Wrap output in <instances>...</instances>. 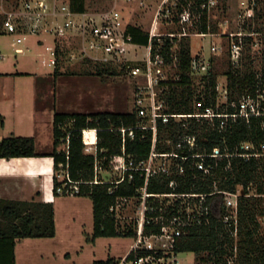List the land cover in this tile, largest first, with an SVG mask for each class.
<instances>
[{"label": "trees", "instance_id": "obj_1", "mask_svg": "<svg viewBox=\"0 0 264 264\" xmlns=\"http://www.w3.org/2000/svg\"><path fill=\"white\" fill-rule=\"evenodd\" d=\"M206 0H179L176 6L179 12L193 2L192 7L200 10V5ZM75 12L87 11V0H69ZM254 18L263 19L257 22L255 30L264 28V0H257ZM260 4V5H259ZM128 33L133 41L141 45L149 43L148 31L133 24L128 25ZM198 32H214L208 23V12L204 10L198 23ZM165 32H183V25L175 18ZM247 40L251 36L245 37ZM172 41L177 42L178 61L174 71L178 79L162 81L167 86L163 90L166 113H194L198 110L197 101H203L200 110L217 106L218 71L210 70L203 75V88L198 91L195 76L192 74V46L190 35L171 37L162 35L153 40L152 54H160L165 63H173ZM249 57V56H248ZM89 63L92 59H87ZM58 70H55L57 74ZM93 73V71H88ZM114 74L116 71L107 67L99 68L96 73ZM228 78V100L239 101L248 91L256 89V73L252 70L251 61L244 62L241 69L231 65L226 71ZM227 110L235 108L228 105ZM1 120V119H0ZM72 122L70 131H64L63 125ZM143 119L134 111H96V112H56L54 115V150L40 154L36 149L34 136H10L0 141V157H34L47 155L53 158L55 172L68 169L70 176L80 183L77 195H89L94 206L93 238L100 236H137L136 229L120 230L111 206L120 197L142 198L141 188L145 185V176L141 171H135L133 179H127L118 184L113 193L110 192L112 183H95L94 156L85 154L83 149L87 142L93 141L97 135L98 147L102 150L100 156H106L105 164L115 161L122 154L123 135L118 130L121 127H136ZM183 122L170 118L165 122L158 118V135L156 149L159 152L178 150L183 155L193 153H212L215 147H220L222 153L242 152L243 141L252 142L257 148L264 142V126L261 118L253 117L248 123L240 117L229 118L225 129L220 130L218 119L211 123L206 118L189 117ZM94 128H98L95 132ZM135 135L129 131L125 136L126 153L136 162L148 159L153 145L151 129L134 128ZM189 134L196 137V145L178 148L181 136ZM69 136V149H60V145ZM194 158L184 161L177 158V163L184 164L185 172H173L171 175L156 174L150 177L148 191L150 193H167L174 189L170 180L176 178V192L208 193L206 204L208 212L202 216V223H195L187 231L178 236L175 242V253L194 251L197 254V264H264V227L261 216H264V156L246 159L238 155L206 157L208 163L217 164L213 175H203L194 165ZM231 164L226 168L227 164ZM196 176V177H195ZM54 194L59 184L56 175L53 176ZM238 186L243 187L237 207V222L231 219V206L227 205L226 194L223 191L237 192ZM256 189L255 193H251ZM149 203L157 207L148 215L160 213V201L149 197ZM170 214L177 209L169 207ZM226 216L229 218L226 219ZM160 226L150 223L146 232H159ZM56 234L55 208L52 201L21 200L0 197V264H14L16 240L24 237H53ZM130 252L128 259L133 257ZM112 257L96 260L93 264H119Z\"/></svg>", "mask_w": 264, "mask_h": 264}, {"label": "rangeland", "instance_id": "obj_2", "mask_svg": "<svg viewBox=\"0 0 264 264\" xmlns=\"http://www.w3.org/2000/svg\"><path fill=\"white\" fill-rule=\"evenodd\" d=\"M23 1L0 0V28L3 32L20 33L26 29L21 7ZM59 1L68 2L69 0ZM178 1L169 0L165 5V11H167L166 8H171L170 15L174 17V20L175 18L179 19L178 17L181 13L176 7ZM161 2L162 0H87V12L119 11L123 17L124 25L133 24L145 31H150ZM192 8L194 9V7ZM239 10V0H219V3L208 11L210 29L212 31L213 27H216V31L209 32L210 34L204 36H193L202 33L198 32V21L194 25H191L190 22L185 24L187 31L192 33L190 34L191 46L194 45L192 54L198 55L203 61H210L208 69L201 70V73L194 75L198 86L197 89L200 91L204 87L203 75H206L212 69L218 71V84L220 86L218 85L217 106L220 110H225L230 105L226 91L228 84L226 71L230 65L234 69H241L244 66V62L250 59L252 70L256 73V77L264 75V28L259 31L255 30L257 22L261 23L263 19L256 20L253 17L250 21L245 22L242 18H239ZM50 17L53 16L50 15ZM171 23L166 21L164 12H162L157 22V31H167ZM240 31H254L255 33L250 40H247L244 36L242 57L240 62L235 64L232 58L230 42L232 39L238 40L240 37L234 36L232 38L233 36H230V32L237 33ZM16 37V34L0 36V46L6 47L11 53V56L7 59L8 63H16L21 70H30L35 74L34 78L37 79V85L30 88L31 94L28 95V98L30 97L31 104L34 103L38 120L30 128L18 125L19 128L15 127L12 129L16 130V133L8 134V137L15 136L17 132L26 135L25 133H31L30 130H33L32 132L37 135V151L46 154L54 150L53 118L55 104L58 106V111L70 112H87L96 109L122 112L134 110L135 82L132 79L133 77H130L129 73L122 68V63L106 64L101 61L97 62L94 59H92L93 62L89 63L87 59L90 56L85 54L80 35L70 34L63 42V38L60 39L61 41L59 40L61 42V55L58 74H61V76L57 78V83L55 82V84L52 81L55 78L53 75L54 71L50 66L42 62V58L46 53L45 46L38 42V37L47 41L51 40L50 35L38 37L30 35L22 43H19V46L26 49L25 52H16L15 47H12V42L16 40ZM214 46H221L222 49L214 50ZM131 49L134 51V47ZM137 50L138 52L130 55V58L134 57L135 60L133 62L138 61L143 66L147 46L138 45ZM72 53L75 54V57H72ZM104 67L110 70L114 69L116 72L114 74L105 72L103 75L96 73L99 68ZM166 70L165 79L177 78L174 68L167 67ZM88 71H93V73ZM64 79H69V84L63 89L62 81ZM56 84L58 86L57 91H55L56 86H54ZM166 88L167 86L164 87L162 84L158 86L159 98H163V90ZM65 89L67 93L64 94L63 90ZM55 92H57V97ZM165 108L166 104L163 106V109ZM182 118H178L177 121L187 120L186 117ZM145 123L149 124L151 121L146 120ZM71 127H73L72 122L66 123L63 125V130L69 132ZM60 147L66 149L64 143H61ZM164 158L170 164L174 161L171 158ZM103 159L105 161V158ZM161 160L162 157H158L155 160V165L159 166ZM64 170L52 172L51 188L54 186V174L58 172L66 174ZM122 173L120 161H110L107 168L99 171V177L116 179L121 177ZM255 191L256 189H252L251 193H255ZM237 193L240 195L243 193L242 186H238ZM239 196H231V198L239 200ZM54 199L55 236L35 239L30 249L21 248L19 250L20 254L24 251H27L28 255L35 253L40 258H51L52 260L50 261L53 264H91L95 259L108 257L120 260L132 242H134V238L131 236H109L99 239L95 238L96 240L93 238L94 206L89 195L57 194ZM157 199L165 208L176 201L175 196H159ZM141 202L140 198L132 197L125 201L123 206L118 207V210L115 211V218L120 230L137 229ZM230 212L232 213L230 218L237 222V210L231 208ZM260 220L264 227V216H261ZM176 258L178 259L177 262L173 257H167L166 261L153 264H197V254L194 251L180 252Z\"/></svg>", "mask_w": 264, "mask_h": 264}, {"label": "built area", "instance_id": "obj_3", "mask_svg": "<svg viewBox=\"0 0 264 264\" xmlns=\"http://www.w3.org/2000/svg\"><path fill=\"white\" fill-rule=\"evenodd\" d=\"M169 0H162L159 5L155 20L148 31L149 43L147 46V52L143 66L139 62H133L134 57L130 58V55L138 52V43L133 41L132 34L128 33V25H124L123 17L119 11H108V12H75L73 11L70 2L59 1V0H24L21 4L23 19L25 22L26 29L22 32L13 33L16 34V40L14 44L17 46V52H23L19 43H22L30 35L41 36L50 35L51 40H46L38 37V42L45 46L46 53L42 58V62L56 70L59 66L60 59V46L61 38L62 42L70 34L80 35L81 44L84 47V51L90 59H94L97 62H104L106 64L122 63V68L125 69L130 77H133L135 82L134 90V112L139 118L143 119V122L139 123L136 127H121L118 128L123 135L122 154L115 160L120 161L122 166V176L116 179H106L99 177V171L107 168L105 161L106 156H100L102 150H99L98 142L99 138L96 135L93 141L87 142L84 146V153L94 156V173L95 183H112L110 192L113 193L118 184L124 182L127 177L131 180L134 177L135 171H141L145 176V185L141 188L142 191V202L139 210V223L136 229L137 236L134 237V243L131 247L130 252L134 255L131 258L122 259L119 264H153L155 262H163L167 260V257H173L177 262L176 253L174 251L175 242L178 236H181L187 231V228L195 223H202V216L208 212L209 207L206 204V196L208 193L200 192H176L175 189L178 185V180L172 178L170 185L173 187L172 192L167 193H150L148 191V183L150 177L156 174L171 175L173 172L184 173V164L177 163V158H181L184 161L189 158H194L195 167L202 172L203 175H213L214 168L217 164L208 163L206 157H219L225 155H238L246 159L250 157L264 156V142L261 143L260 147L257 148L252 142L243 141L241 143L242 152L237 153H222L220 147H215L212 153H193L191 155H183L178 150L171 152H159L156 149L157 135H158V118H162L163 121L167 122L170 118L183 119L182 117H197L206 118L211 123H214L216 119L219 121L220 130L225 129L229 118L240 117L246 122H250L253 117L261 118L264 126V75H261L256 80L255 91L247 92L244 94L239 101L230 102L231 106L235 108L233 112H229L227 108L225 110L214 107H207L205 110H200L203 101H197L196 106L198 110L194 113H166L163 110L165 104L164 98H159L158 86L161 82L167 81L165 79L167 67L174 68L177 65V42L172 41L173 46V63H165L163 57L157 54L156 57L152 54L153 40L155 37L162 35H169L171 37L190 35L192 33L187 31L186 23H197L201 20V15L204 10L207 12L219 3V0H206L200 5V10H194L192 8L193 2H190L187 7L180 13L179 21L183 25V32H162L157 31V22L159 16L164 12L165 19L168 22H173L174 17H171L170 7L166 8L165 5ZM258 2L257 0H239L240 10L238 12L239 18H242L245 22L250 21L255 16V10ZM52 15L53 17H50ZM170 17V18H169ZM53 20L51 21V19ZM52 23V24H51ZM254 31H240L237 33L230 32V36H239L240 39H232L230 42V49L232 58L235 64H238L242 57V43L244 36H253ZM202 35L210 34L209 32L199 33ZM60 40V41H59ZM47 41V43H46ZM134 47V51H132ZM214 50H221V46H214ZM75 57V54H71ZM192 74H199L200 71L206 70L210 67V61L202 60L198 55H193L192 61ZM209 72V71H208ZM207 72V73H208ZM206 73V74H207ZM177 77V78H176ZM176 79L179 75L176 74ZM219 85V84H218ZM217 85V89H218ZM220 86V85H219ZM165 87V86H164ZM227 98H228V90ZM146 120H150L151 123H145ZM183 122L187 125L186 121ZM134 128L140 129H151L153 132V145L151 153L148 159L136 162V160L129 154L126 153L125 136L129 133L134 136ZM95 132L98 128H94ZM66 149H69L70 138L66 137L64 142ZM189 145L194 148L196 145V137L194 135L185 134L180 137L177 143L178 148H183ZM63 147H60L62 149ZM158 157H162L159 162V166L155 165V160ZM164 157L171 158L174 161L170 164ZM113 161V162H115ZM230 163L226 165V168L230 167ZM62 171L64 169H61ZM60 171V170H59ZM65 173L58 172L56 175L59 184L56 185V193L58 194H78L80 192V183L82 181L74 180L68 171L64 170ZM63 177V179H61ZM196 177V176H195ZM54 186L52 187L53 190ZM226 194V202L228 206L237 210L238 200H233L231 196H239L237 192L223 191ZM54 193V190H53ZM159 196H175L176 201L164 207L160 204V213L156 216H149L157 207L149 203V197ZM131 197H120L117 202L111 206V211L118 210V207L123 206L125 201H128ZM185 199V200H184ZM170 206L173 209H177L175 213L170 214ZM197 208V209H195ZM191 209V210H190ZM229 217L226 216V219ZM150 223H155L160 226L159 232H146V227ZM129 252V254H130ZM128 254V255H129Z\"/></svg>", "mask_w": 264, "mask_h": 264}, {"label": "crops", "instance_id": "obj_4", "mask_svg": "<svg viewBox=\"0 0 264 264\" xmlns=\"http://www.w3.org/2000/svg\"><path fill=\"white\" fill-rule=\"evenodd\" d=\"M7 34L12 35L13 33L3 32L0 28V36ZM199 35L202 34L193 36ZM12 47H15L16 51L17 46L14 44V41L12 42ZM20 47L23 48L22 46ZM28 49H30V47H28ZM193 50L194 45L192 46V52ZM25 51L26 49L23 48V52ZM9 56H11V53L8 51V49L4 46H0V57L2 60L0 62V141L3 138L8 137V134L10 135L11 133L15 132L16 130L12 129L15 127L19 128L18 125L27 126L28 128H30L38 120L34 103L31 104L30 97L28 98V95L31 94L30 88H33L35 87V85H37V79L34 78L35 74L30 70H21L20 68H18V64L16 63H8L7 59L9 58ZM53 71V75L55 76V78L52 81H54L55 84V82L57 83V78H59L61 74H56L55 70ZM68 80L69 79H64V81L61 80L63 89L66 88L69 84ZM39 81L41 82V80ZM42 82L47 84L45 81ZM54 86H56L55 91H57V84ZM54 86L52 85V87ZM63 93H67V90H63ZM55 95L57 97V92H55ZM57 107V104H55L54 113L70 112L58 111ZM96 111L110 110L96 109L87 111L85 113ZM32 131L33 130H30L31 133H25L26 135H22L17 132L15 136H28L27 134H31L29 136L33 135L35 137L37 146V135ZM53 164V158L47 155L13 158L0 157V197L21 200L52 201L54 203V198H56V195L53 193L51 188L52 172L54 171ZM101 237L109 236H100L96 239H99ZM41 238L42 237H24L17 239L15 244L14 264H53V262L50 261L52 260L51 258H40V256L37 257V254L35 253L28 255L27 251L21 252V254L19 253V250L21 248H28L29 250L30 246L35 242L34 240ZM133 243L134 242H132L126 253L119 261H121L122 259H127ZM68 254L70 255V253ZM177 255L178 253L176 254V257ZM41 256L43 257L42 253ZM114 259L118 260L117 258ZM96 260L100 259H95L91 264H93ZM127 264L129 263L127 262Z\"/></svg>", "mask_w": 264, "mask_h": 264}]
</instances>
